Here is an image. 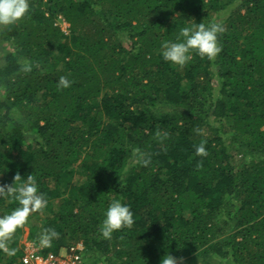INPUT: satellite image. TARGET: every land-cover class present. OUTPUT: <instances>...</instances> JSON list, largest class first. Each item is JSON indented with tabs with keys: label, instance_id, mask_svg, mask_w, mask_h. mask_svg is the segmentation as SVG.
<instances>
[{
	"label": "trees",
	"instance_id": "obj_1",
	"mask_svg": "<svg viewBox=\"0 0 264 264\" xmlns=\"http://www.w3.org/2000/svg\"><path fill=\"white\" fill-rule=\"evenodd\" d=\"M29 2L0 26V185L33 175L59 201L42 253L83 242L87 264H264V0ZM201 22L225 29L216 58L164 61L162 43ZM114 199L135 223L105 238ZM18 206L0 198V217ZM21 233L0 264H21Z\"/></svg>",
	"mask_w": 264,
	"mask_h": 264
},
{
	"label": "clouds",
	"instance_id": "obj_2",
	"mask_svg": "<svg viewBox=\"0 0 264 264\" xmlns=\"http://www.w3.org/2000/svg\"><path fill=\"white\" fill-rule=\"evenodd\" d=\"M30 11L29 0H0V26L15 24L24 18ZM219 22L210 24L193 23L179 30L175 41H164L161 45V56L164 61L173 65L184 67L195 52L202 58L212 61L221 52L219 35L224 32ZM25 70H30L25 68ZM59 86L69 87L67 77L59 78ZM199 133L200 130L197 129ZM197 155H206L204 143L196 147ZM147 163V161H145ZM19 174L14 178L12 185H0V198L10 197L19 204L11 214L0 217V248L9 255L15 254V249H9L5 242L10 240L16 228L25 223L30 214L44 209L47 206L45 195L40 192L38 183L33 175H28L23 182ZM19 182V183H18ZM135 223L134 213L130 205L120 199L112 200L105 213L100 226L103 237L110 238L116 231L131 228ZM59 238V233L53 228H46L39 236L42 247H51L53 241ZM160 264H183V258L174 257L166 253Z\"/></svg>",
	"mask_w": 264,
	"mask_h": 264
},
{
	"label": "rangeland",
	"instance_id": "obj_3",
	"mask_svg": "<svg viewBox=\"0 0 264 264\" xmlns=\"http://www.w3.org/2000/svg\"><path fill=\"white\" fill-rule=\"evenodd\" d=\"M57 25L61 28V30H63V32L65 34H68L69 24L66 21H64V19L58 18ZM208 135H209V131L207 129H203L200 133L197 134V136L199 138L205 137ZM76 179L82 181L83 176L78 174V175H76ZM9 185H11V184H9ZM50 186L53 187L54 184L50 183ZM58 202L59 201H54L52 203L51 208L49 206H46L44 209L30 214L29 217L27 218V220L25 221V223L22 224V233L20 234L19 243L17 246L18 249L20 250L21 256L24 254V251L26 249L34 250V251H37V252L43 254L42 252L47 247H42L39 244V236L41 235L44 226L47 224L48 219L53 217V211L54 210L56 211L58 209V207H59ZM33 231L37 234V236H35L34 238L31 237V233ZM75 244H83V242H78ZM83 246L85 247L84 244H83ZM86 253H87L86 249L84 248V251H81V255H83L84 258L88 256V258L92 259L93 263L97 260V257H94L92 255L89 256ZM191 261L192 260H189V262H191ZM84 263H85V261H84ZM214 263L215 264H222L223 261L221 259L215 258ZM190 264H192V263H190ZM195 264H199V262H196Z\"/></svg>",
	"mask_w": 264,
	"mask_h": 264
},
{
	"label": "built area",
	"instance_id": "obj_4",
	"mask_svg": "<svg viewBox=\"0 0 264 264\" xmlns=\"http://www.w3.org/2000/svg\"><path fill=\"white\" fill-rule=\"evenodd\" d=\"M83 244H74L62 248L58 253L41 254L37 251L26 249L20 259L21 264H87L81 251ZM85 261V263H84Z\"/></svg>",
	"mask_w": 264,
	"mask_h": 264
}]
</instances>
